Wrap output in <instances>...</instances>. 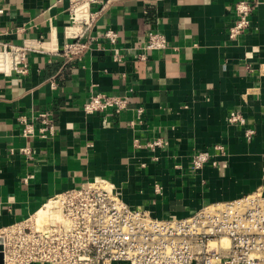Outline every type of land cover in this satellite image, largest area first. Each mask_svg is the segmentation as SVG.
Wrapping results in <instances>:
<instances>
[{"label": "crops", "instance_id": "1", "mask_svg": "<svg viewBox=\"0 0 264 264\" xmlns=\"http://www.w3.org/2000/svg\"><path fill=\"white\" fill-rule=\"evenodd\" d=\"M238 1L112 0L100 11L102 4L83 0H0V42L43 38L48 49L30 54L27 75H0V229L37 212L43 220L53 196L95 179L163 219L264 193V4L231 41ZM87 10L100 11L87 33L97 41L70 61L61 51L82 23L72 17L88 18ZM109 29L118 33L115 45L103 36ZM150 32L166 36L169 47L141 60ZM100 93L127 97L128 110L85 113ZM233 111L245 127L228 123ZM43 112L54 136L24 138L19 117L33 120L38 135ZM157 138L165 145L154 151L135 147ZM219 144L226 153L217 165L193 171V155Z\"/></svg>", "mask_w": 264, "mask_h": 264}, {"label": "built area", "instance_id": "2", "mask_svg": "<svg viewBox=\"0 0 264 264\" xmlns=\"http://www.w3.org/2000/svg\"><path fill=\"white\" fill-rule=\"evenodd\" d=\"M112 0H83L87 6L102 4L103 10ZM78 3L74 9L77 10ZM264 0H239L235 4V20L228 37L237 41L251 27L250 17ZM72 17L81 21L78 33L70 35L61 54L70 61H81L92 49L96 38L89 36L95 16ZM104 38L113 45L118 33L107 30ZM168 39L161 33L150 32L144 44L146 60L152 51L166 50ZM48 51L43 38L27 39L23 44L0 42V75L25 76L29 72L31 53ZM115 61H122L116 49ZM129 108L127 97L107 94L92 95L84 105L87 114L114 111L120 114ZM138 109V118L143 114ZM38 135L35 123L26 116L19 117L26 139H50L56 127L49 112L39 114ZM227 121L231 125L246 126L241 112L233 111ZM133 125L135 123H132ZM255 131L245 129L247 140ZM165 145L154 139L135 147L156 150ZM27 155L30 149H23ZM226 148L216 145L210 151L196 152L192 170L199 171L207 164L217 165L216 156ZM160 192L161 188L156 187ZM48 211L44 220L37 213L25 221L0 229V246L4 264H264V193L256 191L229 202L202 206L186 218H159L147 211L135 210L121 194L104 180L95 179L79 187L56 194L43 206ZM42 208V209H43Z\"/></svg>", "mask_w": 264, "mask_h": 264}, {"label": "water", "instance_id": "3", "mask_svg": "<svg viewBox=\"0 0 264 264\" xmlns=\"http://www.w3.org/2000/svg\"><path fill=\"white\" fill-rule=\"evenodd\" d=\"M0 264H4V255L1 252V246H0Z\"/></svg>", "mask_w": 264, "mask_h": 264}, {"label": "bare ground", "instance_id": "4", "mask_svg": "<svg viewBox=\"0 0 264 264\" xmlns=\"http://www.w3.org/2000/svg\"><path fill=\"white\" fill-rule=\"evenodd\" d=\"M47 216H48V211L46 210V216L43 218V220L46 219Z\"/></svg>", "mask_w": 264, "mask_h": 264}]
</instances>
